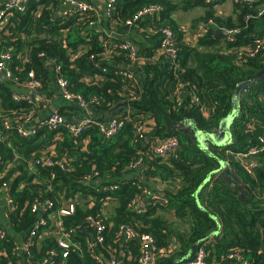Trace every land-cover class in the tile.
<instances>
[{"label":"trees","instance_id":"obj_1","mask_svg":"<svg viewBox=\"0 0 264 264\" xmlns=\"http://www.w3.org/2000/svg\"><path fill=\"white\" fill-rule=\"evenodd\" d=\"M152 4L161 11L133 21ZM197 7L203 14L191 15ZM61 8L62 0H27L0 30V54L11 52L18 80L0 81V264L47 258L55 264H100L98 258L141 264L142 234L153 237L157 264L178 263L203 244L208 262L264 264V45L254 52L255 41L264 38V0H114L109 16L97 7L64 14ZM152 27L174 32L175 57L162 52L160 41L147 43L157 37ZM127 41L141 44L138 55L146 58L131 72L122 67L132 65L121 47ZM58 77L102 116L80 137L70 122L57 131L37 124L35 134L23 136L22 122L31 124L44 105L15 96L23 97L26 81L44 91ZM119 103L115 118L124 126L107 137L96 123ZM59 115L66 116L65 107ZM146 136L152 145L176 138L179 146L158 156L143 145ZM252 148L261 150L238 157ZM45 157L63 160L64 167L36 163ZM222 166L229 171L224 179ZM131 173L158 182L167 202L149 199L138 207L145 184ZM47 200L53 208L32 211L36 201ZM69 203L74 212L60 214ZM43 218L47 224L30 238ZM96 221L106 226L101 242ZM124 226L139 236L126 239ZM63 233L73 243L65 258L58 245ZM233 253L242 261L229 258Z\"/></svg>","mask_w":264,"mask_h":264},{"label":"built area","instance_id":"obj_2","mask_svg":"<svg viewBox=\"0 0 264 264\" xmlns=\"http://www.w3.org/2000/svg\"><path fill=\"white\" fill-rule=\"evenodd\" d=\"M207 3H213L215 1L218 0H205ZM246 1V0H245ZM251 1V0H250ZM27 0H7L3 5L0 6V30H2L4 28V25L6 24L8 17L11 13L12 10L14 9H20L23 10L24 9V5L26 4ZM114 2V0H109V4L107 5V7L105 8V15L109 16L108 11L111 9V3ZM62 9H64V11H61V13H66L67 11L71 10V9H76L77 11H90V10H95L96 7L93 4V2H91L90 0H62ZM161 11V7L159 5L156 4H152L149 5L147 7H144L143 9H141L133 18L134 20L140 19L144 16L147 15H154L155 13H159ZM264 13V9H262L260 11V15ZM128 23H132V21H128ZM94 24V23H91ZM149 31L151 33H153V35L156 36H160L161 40H160V47L162 52H168L170 55H172V57H175V49L173 47V43L175 40V34L174 32L170 29V28H161V29H156V28H149ZM228 35L230 37H233L234 34L236 33V31H228ZM256 44V49L254 50V52L257 51V49H259L260 47H262L264 45V38L260 39V40H256L255 41ZM121 47L123 49H127L130 52V57H131V61H132V65L136 66L139 64V62L144 61L146 58L143 56L138 55V51L134 45V43H131L130 41H127L125 43H123L121 45ZM253 52V53H254ZM252 54V53H251ZM12 55L10 51L7 52H2L0 54V73H4L6 76V79L12 81L13 83H18V80L16 78L13 77L11 68L9 66V61L11 60ZM60 67H57V70H59ZM127 76H131V74H125ZM58 84L61 87L64 96L69 99V100H75L78 101L80 103V105L88 110L90 108L89 103L86 102L81 95L79 94H75L69 91L68 89V81L63 78V77H58L57 78ZM22 89H28V90H39V83L37 81L34 80H29L26 81L23 85H22ZM26 99L25 97H20V96H15L16 100H21V99ZM28 100V102L32 103V102H38L40 101L39 98H31V99H26ZM29 120V119H28ZM25 120V121H28ZM93 122L92 119L90 118H86V119H82L80 120L77 124L72 125L71 124V130L74 133L75 136L80 137L84 130ZM67 122L63 121V116L59 115V113H52L47 120L43 123L44 125H46L49 130L51 131H57L59 130L61 127L65 126ZM100 126L101 130L103 131V133L107 136V137H111L116 135L124 126V122L122 120H118V119H114L112 121H110L109 123H96ZM20 132L22 133L23 136H29L32 134L36 133L35 129H30V130H23L21 129ZM144 141V140H143ZM179 146V142L176 138H168L164 141L155 143V144H151V151L158 155V156H165L168 155L170 152H173L174 150L177 149V147ZM261 150V148H252L250 150H248L245 153H241L238 154V157L241 160H245L247 158H249V156L255 155L257 154L259 151ZM1 160V158H0ZM37 164H39L41 167H45V166H50L53 164H58L60 165L59 167L63 168L64 167V162L63 160H53L52 158L49 157H45V158H40L36 161ZM141 165V160L137 161L135 163V167H138ZM247 169L249 171H251V168L255 166V162H251V164H246ZM3 188H7L6 183L2 184ZM116 186H113L112 188H104L103 191H107L109 189H115ZM4 199L6 200L7 205H10L12 200L11 198H9L8 196H5ZM152 200H155L156 202H160V203H166L167 200H165L163 197L161 196H153ZM11 206V205H10ZM54 204L53 201L51 200H47L45 202H35L32 205V211L33 212H40V211H48L51 208H53ZM74 208L75 205L73 203H69L68 206H66L65 208H62L60 210V214L66 215V214H71L74 212ZM88 220L92 221L93 218L92 217H88ZM47 222L46 220L41 219L38 224L35 225V227L31 230L30 232V238L35 237L38 234V230L41 228V225H46ZM96 226H97V237L96 239L101 242L103 240L102 237V232L105 230L106 226L103 222L101 221H96L95 222ZM56 226H58L59 228H61V221L58 220L56 222ZM126 239L127 238H134V237H138L139 235L131 228L129 227H122L121 232H120ZM140 240L142 243V250H141V256L139 261L141 262V264H157V251H156V246H155V241L153 239V237L150 234H142L140 236ZM73 243H71V240L63 233L62 236H60L59 240H58V245L59 247L62 249V257L65 258L68 256V252L69 249L71 248V245ZM90 247L92 248L93 245L90 244ZM23 251L27 254L28 257H30L31 252L29 251L27 246H24ZM51 255H57V253L55 251L51 252ZM206 256H207V250H206V246L200 245L192 254V256H190L189 258H186L182 261H179L176 264H210L207 260H206ZM229 258H233L236 259L237 261H242V257L241 255L237 254V253H233L231 255H229ZM100 264H118V262L116 260H112V261H103L102 259L98 258ZM29 264H35L32 261L29 260ZM38 264H55L54 260L51 259H44L42 262L38 263ZM243 264H249L244 262Z\"/></svg>","mask_w":264,"mask_h":264},{"label":"crops","instance_id":"obj_3","mask_svg":"<svg viewBox=\"0 0 264 264\" xmlns=\"http://www.w3.org/2000/svg\"><path fill=\"white\" fill-rule=\"evenodd\" d=\"M6 1L7 0H0V6L3 5ZM108 2H109V0H93V4L96 5L97 9L100 12L105 11V8L109 4ZM61 11H64V9L61 8V10L59 12L61 13ZM225 11L228 12L229 10L226 9ZM145 37L150 39L149 36H145ZM160 40H161L160 36H157V37L153 38L151 41H148L147 43L150 46L154 47V46H156V43L158 44V42ZM143 44H145V43H143ZM134 45L138 51L141 44H134ZM52 69H54V65H53ZM31 91H34V90L22 89L19 91V93L23 97H25L26 99L39 98L40 102L41 101L43 102L44 107L39 111L38 116H36L33 119L32 123L30 125H28L27 127L35 126L37 124V122L44 123L52 113H59V110H61L63 107H65L66 117L69 118L68 120L72 125H75L74 121H77V123H78L82 119L90 118V119L94 120L97 118L96 115L92 116L91 114H87V111H90V108L88 110H86L80 105L79 102L66 100L63 97L62 90L59 87L57 78L52 80V83L48 89H46L44 91H42L41 89L36 90L37 93L35 95H31V93H33ZM53 105L55 107L52 108ZM63 116H65V115H63ZM226 135H227V133L217 135V137L219 138L218 142L219 143L224 142L226 139ZM151 143L152 142L149 141L146 144L151 145ZM220 170H221L220 171L221 174H220L219 178L224 179L225 176H227V174L229 172L228 168L226 166L225 167L222 166ZM131 175L133 177L136 175L140 176L141 179L139 181H142V183L145 184V186H144L145 196H144V198H142L138 202V204H137L138 207H143L145 205L146 200L152 199V197L155 195L161 196L162 188H161V186H159L158 182L144 180L143 176L140 173H131ZM216 259H213V261L209 262V263L210 264H221L223 262V261L218 262ZM223 264H226V263H223Z\"/></svg>","mask_w":264,"mask_h":264},{"label":"water","instance_id":"obj_4","mask_svg":"<svg viewBox=\"0 0 264 264\" xmlns=\"http://www.w3.org/2000/svg\"><path fill=\"white\" fill-rule=\"evenodd\" d=\"M147 17L149 18L150 15H147ZM216 33L217 34H225L228 35L227 31H223L221 29H216ZM47 64L50 66V68L52 69L53 65L50 62H47ZM123 68H126L127 70H129L130 72L133 71L135 69L134 65H122ZM6 80V76L4 73H0V81H4ZM33 93H31V95H35L37 93L36 90L31 91ZM123 106L122 103L117 104L113 110H111L107 115L103 116V119L108 122L112 117H114L116 111L121 108ZM55 107L54 105L52 106V108ZM55 109V108H54ZM87 114H91L92 116L96 115L97 118L101 117L102 114L99 113L98 111H96L94 108H91L90 111H87ZM38 121V120H37ZM63 121L64 122H69L68 118L66 116H63ZM74 124H77V121H74ZM150 138H148L149 140ZM150 141V140H149ZM144 166L142 165L141 168H143ZM137 179L140 180L141 177L137 176ZM85 183H89L88 181H85Z\"/></svg>","mask_w":264,"mask_h":264},{"label":"rangeland","instance_id":"obj_5","mask_svg":"<svg viewBox=\"0 0 264 264\" xmlns=\"http://www.w3.org/2000/svg\"><path fill=\"white\" fill-rule=\"evenodd\" d=\"M203 12H204V9L202 8V7H197L196 9H194V10H192L191 12H190V14L191 15H195V16H197V15H200V14H203ZM186 19H187V17H186ZM185 21V20H184ZM60 87V86H59ZM61 88V87H60ZM62 90V89H61ZM62 94H63V97L66 99V100H69V99H67L65 96H64V93H63V91H62ZM40 100V99H39ZM69 101H75V100H69ZM76 102H78V101H76ZM32 103H35V105H37L38 104V102H32ZM91 109V108H90ZM97 119V118H96ZM96 119H94V120H96ZM114 119H116L115 118V115H114V117H112L108 122H106L105 120H104V122H101V123H103V124H105V123H109L110 121H112V120H114ZM93 120V121H94ZM29 122H30V119L28 120V121H23L22 123H23V125H21V128L23 129V130H30V129H35V126H33V127H27L28 125H30L29 124ZM36 123V122H35ZM37 124H43V123H41V122H37ZM36 124V125H37ZM148 136H146L145 138H144V141H143V145L144 144H146V143H148L149 142V140H148Z\"/></svg>","mask_w":264,"mask_h":264}]
</instances>
